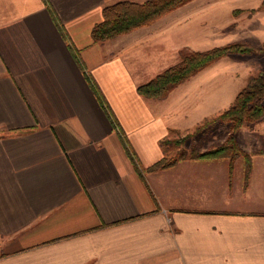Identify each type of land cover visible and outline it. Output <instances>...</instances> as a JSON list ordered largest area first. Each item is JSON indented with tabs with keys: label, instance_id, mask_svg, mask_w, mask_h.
<instances>
[{
	"label": "crops",
	"instance_id": "1",
	"mask_svg": "<svg viewBox=\"0 0 264 264\" xmlns=\"http://www.w3.org/2000/svg\"><path fill=\"white\" fill-rule=\"evenodd\" d=\"M115 1L0 0V264H264V116L236 132L248 173L242 155L148 170L235 94L138 93L186 44L159 19L94 40Z\"/></svg>",
	"mask_w": 264,
	"mask_h": 264
},
{
	"label": "trees",
	"instance_id": "2",
	"mask_svg": "<svg viewBox=\"0 0 264 264\" xmlns=\"http://www.w3.org/2000/svg\"><path fill=\"white\" fill-rule=\"evenodd\" d=\"M188 1L189 0H144L142 2L131 0L115 1L103 8L102 20L92 27V38L94 40H105L128 32L139 26L151 24L163 14ZM262 5L264 6V0L262 1ZM238 11L241 10H237V12ZM258 51L264 52V46L256 49L244 41L229 42L205 50L186 51L180 49V58L178 62L166 67L148 81L138 85L137 91L146 97L163 98L172 88L190 79L198 71L224 56H247ZM90 87L100 102L103 103L97 85L90 82ZM263 116L264 68L248 76L246 83L238 90L228 107L214 115L204 118L202 122L196 125L194 131H200L202 129L205 131L221 122H230V130L223 143L201 152L193 148L188 153L181 151L180 156L172 159H165V157H162L160 160L147 167V169L157 170L164 168L180 158L228 157L231 166L233 158L242 155L246 160L245 169L246 173H248L250 169V155L239 148L236 140V132L241 126H251ZM189 136L190 134H186L180 139L173 140V142L178 144ZM166 142H168L166 137L160 140L162 146Z\"/></svg>",
	"mask_w": 264,
	"mask_h": 264
},
{
	"label": "rangeland",
	"instance_id": "3",
	"mask_svg": "<svg viewBox=\"0 0 264 264\" xmlns=\"http://www.w3.org/2000/svg\"><path fill=\"white\" fill-rule=\"evenodd\" d=\"M262 1L263 0H189L163 14L158 18L159 20L157 19L159 27L170 33V35L173 36V40L176 39L177 42L186 44L178 46L175 57L176 61L172 62H178L180 58V49L186 51L205 50L213 46L234 41L247 42L256 49L264 46V38L257 37L258 28H262L258 33L264 34V27H261L262 22L260 20V25L258 24V20H254V16L257 17V15H253L257 11H264ZM237 10L241 11L237 12ZM262 68H264V52L258 51L247 56H224L198 71L191 79H222V85L210 86L209 88L224 89L225 101H221L219 104L226 105L228 98L236 94L238 90L244 86L248 76L256 73ZM189 84L190 83L187 82V85ZM184 85H186L185 82L177 89L184 87ZM223 97L224 95L220 96L221 99ZM222 123H225L228 129H226V126H222ZM230 125V122L224 121L205 131L203 129L194 131L195 126L184 134L166 137L168 142L164 144L166 148L165 159H172L180 156L181 151L188 153L193 148L201 152V147H207L205 149L207 150L223 143L230 130ZM199 133H202L200 134L202 136H199ZM207 133L209 136H204ZM186 134H190V136L185 138L182 142L178 144L173 142V140L180 139Z\"/></svg>",
	"mask_w": 264,
	"mask_h": 264
}]
</instances>
